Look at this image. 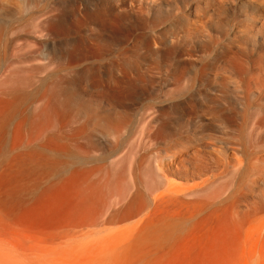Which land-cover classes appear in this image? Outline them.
Wrapping results in <instances>:
<instances>
[{"label":"rangeland","instance_id":"rangeland-1","mask_svg":"<svg viewBox=\"0 0 264 264\" xmlns=\"http://www.w3.org/2000/svg\"><path fill=\"white\" fill-rule=\"evenodd\" d=\"M141 119L161 186L116 204ZM0 264H264V0H0Z\"/></svg>","mask_w":264,"mask_h":264},{"label":"bare ground","instance_id":"bare-ground-1","mask_svg":"<svg viewBox=\"0 0 264 264\" xmlns=\"http://www.w3.org/2000/svg\"><path fill=\"white\" fill-rule=\"evenodd\" d=\"M152 128H154L153 121L141 119L139 122H137L135 129L133 128L127 131L120 137L119 144L115 150V153L120 155L117 158L114 170V172H116L119 176V180L116 181L118 188L113 194H111V198L116 201V204L121 203V201L124 199L127 200L130 196L131 190L135 186L132 180L133 173L137 175V184L140 186V191H143L141 195H143L145 198L150 197L161 186L160 183L156 181L154 170H148L147 167L144 166L149 161L147 144H149L151 136L150 132ZM200 144L222 143L220 141H210ZM224 154V149L219 146L214 149V152L211 153V155L209 154L207 159L209 162H205V160L200 159V157L196 155V157L192 159V162L187 166L181 167L176 165L177 169L183 168V170L189 174L190 179L196 177L200 178L199 176H206V174L210 172L212 168H221L222 170L220 173L215 170V174H209L208 177L202 179L200 183H197L189 188L187 193L214 198L223 194V191L227 187V178L221 175L228 173L229 165L225 162V160H222ZM139 160L141 165L136 163ZM237 162H239V159H237ZM79 165L80 167L83 165L82 157H79ZM174 174L176 175V173ZM182 191L184 190H181V192ZM174 193L178 194L180 192L176 191ZM139 199L140 203L144 204V198L140 196ZM168 199H170L169 196L165 197L163 194H158L154 195L152 202L154 204L160 205L166 203Z\"/></svg>","mask_w":264,"mask_h":264}]
</instances>
